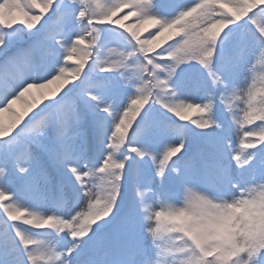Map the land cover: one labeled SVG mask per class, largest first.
<instances>
[{
	"label": "snow or ice",
	"instance_id": "snow-or-ice-1",
	"mask_svg": "<svg viewBox=\"0 0 264 264\" xmlns=\"http://www.w3.org/2000/svg\"><path fill=\"white\" fill-rule=\"evenodd\" d=\"M0 264H264V0H0Z\"/></svg>",
	"mask_w": 264,
	"mask_h": 264
},
{
	"label": "trees",
	"instance_id": "trees-1",
	"mask_svg": "<svg viewBox=\"0 0 264 264\" xmlns=\"http://www.w3.org/2000/svg\"><path fill=\"white\" fill-rule=\"evenodd\" d=\"M137 30L140 31V29H137ZM146 35H147V33H146ZM74 62H75V58L73 59V61H69V64L74 63ZM50 87L55 88L56 85L53 84ZM19 106H21V102L18 101L17 104L14 107H19ZM6 116H7V114H6Z\"/></svg>",
	"mask_w": 264,
	"mask_h": 264
},
{
	"label": "rangeland",
	"instance_id": "rangeland-1",
	"mask_svg": "<svg viewBox=\"0 0 264 264\" xmlns=\"http://www.w3.org/2000/svg\"><path fill=\"white\" fill-rule=\"evenodd\" d=\"M260 69H259V67H258V70H257V73H256V75H257V78H258V83H259V73H260Z\"/></svg>",
	"mask_w": 264,
	"mask_h": 264
}]
</instances>
